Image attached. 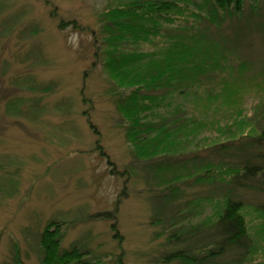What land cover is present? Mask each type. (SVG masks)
Wrapping results in <instances>:
<instances>
[{"label":"rangeland","instance_id":"1","mask_svg":"<svg viewBox=\"0 0 264 264\" xmlns=\"http://www.w3.org/2000/svg\"><path fill=\"white\" fill-rule=\"evenodd\" d=\"M118 1L0 0V264H41V235L52 222H61L62 249L77 245L92 264H173L165 259L169 230L203 220L186 210L187 202L216 194L210 185L182 184L181 197L164 204V186L150 184L164 174L156 166L165 156L133 154L116 87L96 55L98 13ZM180 2L189 11L168 30L189 29L223 55L201 90L229 85L235 105L254 113L264 99V0H245L242 11L220 14L214 24L205 0ZM162 32L159 45L169 40ZM204 135L211 140L216 132L210 127ZM155 196L165 209L159 218ZM245 201L257 206L264 192ZM246 219L255 235L256 212L246 211Z\"/></svg>","mask_w":264,"mask_h":264},{"label":"trees","instance_id":"2","mask_svg":"<svg viewBox=\"0 0 264 264\" xmlns=\"http://www.w3.org/2000/svg\"><path fill=\"white\" fill-rule=\"evenodd\" d=\"M244 1L205 0L204 9L209 7L207 17L214 24L224 19L220 14L242 11ZM186 10L180 0L109 2L98 13L102 45L96 55H101L103 70L116 87L115 104L133 154L144 160L165 156V162L156 166L164 174H155L159 178L150 184L151 188L164 186L159 196L164 204L181 197L182 184L217 188L215 196L187 202L186 210L203 220L169 230L166 261L264 264V202L251 207L245 201L248 194L264 192V99L249 115L235 105L237 93L229 85L201 90L203 79L221 66L223 55L189 29L188 33L173 27L168 30ZM163 30L169 40L162 39L159 45ZM142 44L156 48L144 50ZM246 67L245 62L240 63L242 70ZM210 127L216 132L211 140L204 135ZM198 144L204 146L196 148ZM99 150L105 154L101 146ZM200 150L210 157H200ZM189 154L193 156L185 158ZM224 154L229 160H216ZM173 155L177 158H171ZM157 197L153 216L159 218L165 209L160 208ZM205 207L211 208L210 213H204ZM248 210L255 211L260 221L255 235L248 227ZM61 230V222H52L42 233L41 264H92L77 245L62 249ZM258 255L262 259L255 260Z\"/></svg>","mask_w":264,"mask_h":264}]
</instances>
